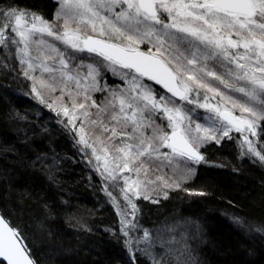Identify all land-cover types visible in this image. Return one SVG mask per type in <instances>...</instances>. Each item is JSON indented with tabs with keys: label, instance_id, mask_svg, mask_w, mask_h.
<instances>
[{
	"label": "snow or ice",
	"instance_id": "6c2138e0",
	"mask_svg": "<svg viewBox=\"0 0 264 264\" xmlns=\"http://www.w3.org/2000/svg\"><path fill=\"white\" fill-rule=\"evenodd\" d=\"M58 3L56 20L63 21L59 26L36 11L15 4L0 8V45H23L18 47L20 62L26 64L29 71L40 68L42 73L58 72L64 82L62 94L70 81L81 88V78L79 73L73 75L69 71L65 53L45 40V36L73 50L96 53L108 62L114 74L126 81L131 77L127 91L136 95L126 97L114 91L113 100L109 102L113 109L115 101L119 105L111 120L117 125L123 122L125 127H132L131 133H118L116 127L111 128L109 141L127 137L115 146L117 155L110 156L107 146H102L98 154L95 143L103 145V141L89 143L83 124L78 142L92 149L96 161L103 162L102 175L106 173L107 178L115 180L117 172L135 173V179L123 177L121 189L133 218L138 208L132 197L149 199L145 194L147 185L155 183L149 178L142 157H162L169 162L171 158L180 157L199 164L205 160L200 151L203 144L211 141L219 144L224 138L232 139L230 133L235 131L243 138L241 147L247 146L249 153L264 160V154L257 151L249 139L250 135L257 136V128L264 122V0H58ZM145 42L152 47L141 51L140 45ZM32 45L38 52L35 57L38 64L32 62ZM48 61L59 67L50 66ZM210 61L214 66H209ZM215 65L223 72L217 71ZM87 68L84 79L90 78V83L83 86L85 101L91 100L86 94L89 88L99 90L96 85L98 70L92 64ZM29 78L35 80L32 76ZM142 78L161 85L171 97L160 95L157 99L154 89ZM55 79L52 75L51 80ZM211 81L228 91H221ZM39 83L55 91L54 84L44 79ZM33 91L43 103L35 85ZM172 97L212 113L213 116L207 118L211 122L207 125L195 123L191 110L176 105ZM90 106L96 107V102L92 100ZM77 109L88 119L85 103L73 101L71 109L67 106L61 109L74 129V121L79 119ZM157 113L166 118L170 132L155 124L152 116ZM92 123L98 124L103 132L109 131L103 121ZM145 127H152L150 137L144 135ZM162 148L170 152H161ZM156 179L164 187L168 186L163 178ZM113 200L115 202V198ZM116 206L120 210L123 233L128 236L136 224L127 220L126 209H121L119 204ZM143 242L149 247L153 244L147 231L143 234ZM126 243L131 245L132 241ZM140 243L138 238L136 244ZM0 261L37 264L20 233L3 218H0ZM153 264L157 262L154 260Z\"/></svg>",
	"mask_w": 264,
	"mask_h": 264
},
{
	"label": "trees",
	"instance_id": "16d2710c",
	"mask_svg": "<svg viewBox=\"0 0 264 264\" xmlns=\"http://www.w3.org/2000/svg\"><path fill=\"white\" fill-rule=\"evenodd\" d=\"M10 4L53 7L50 0H0V8ZM18 69L0 57V213L37 264H264V164L244 154L239 139L201 150L205 160L188 186L199 194L138 204L139 232L153 244L137 245L73 133L31 98ZM169 227L174 235L165 233Z\"/></svg>",
	"mask_w": 264,
	"mask_h": 264
},
{
	"label": "rangeland",
	"instance_id": "374dc122",
	"mask_svg": "<svg viewBox=\"0 0 264 264\" xmlns=\"http://www.w3.org/2000/svg\"><path fill=\"white\" fill-rule=\"evenodd\" d=\"M52 2V9L50 11H36L40 14H42L46 19L52 21L57 26L61 25L63 23L62 20L57 21L56 20V12L59 8L58 0H50ZM6 8V7H2ZM29 10V9H28ZM118 10V9H117ZM32 11V10H31ZM8 35V33H6ZM45 40H47L50 44H53L55 47L59 48L60 51L65 53V59L68 60L69 63V71L75 75L76 73H79V76L81 78V88H77L74 81L67 82L68 87L64 89L63 94L61 93V88H64V82L61 80L59 73H42L40 68H36L34 71H29L27 69L26 64H22L20 62V53L18 51V47H23V45H12L10 43L5 45H0V57L4 59V61L7 62V59L10 63L15 64L19 67L20 72V78L22 79V82H24L26 85V88H29V93L32 99L36 101V103L41 105L43 108L51 111L55 116H57L58 120L61 122H65L67 129L70 130L73 133V136L75 140L77 141V145L80 148V150L84 153V157L86 162L88 163V166L92 170V172H95L98 174L102 182H104V188L108 195V203L113 205L116 213L119 215V219L121 221V215L120 210L117 209V204L120 205L121 209H126V218L128 221L136 224V228L129 230V235L127 237L132 238V240H137L138 238L141 240V243L143 244V234L144 232H139L140 226L137 223L138 220V211L135 214V218H133L131 214V209L127 208L126 202L123 198V193L121 189L124 187L123 177L129 176L133 179L136 178L135 173L132 172H117L115 173L116 179L112 180L110 178H107V174L103 172V162L96 161L95 157L92 155V149L86 148L83 144H80L79 141V129L81 127V124H83L84 131L86 134L87 139L89 140V143H94L98 139L103 141V145L100 143H95V147L99 150L102 146H107L109 149L110 156L114 157L117 155L114 148L115 146H118L121 144L122 140L127 139V137H118L114 140L109 141L108 137L111 135V128L116 127L117 132H132L131 125H128L127 127L124 126V123L121 122L119 125L116 124L115 121L111 120V115L113 111L119 110L118 101H115L116 108L113 109L111 105L109 104L110 101L113 100V92L115 91L117 95H125L126 97L131 95L135 96V93H128V88L130 87V79L126 81L121 78L119 74H114L110 68L108 67V62L104 61L102 57L98 56L96 53H88L87 51L79 52L76 50H73L71 48H68L64 44H62L59 41L54 40L52 37H43ZM18 39V38H17ZM152 46L148 44L147 42L140 45V50L148 51L149 48ZM31 56H32V62L34 64H38L39 61L35 59V57L38 55L37 49L35 45L31 46ZM43 51V49H41ZM48 54V53H45ZM50 66L53 67H59L57 63H53L52 61H48ZM92 64L97 70L98 75H96V85L99 90H96L94 88H89L87 91V95L91 97V100L85 101L84 100V88L83 86L87 83H90V78L88 80H85L84 77L87 76L88 68L87 65ZM209 66H214V62L210 61ZM216 70L219 72H223V69L220 68L218 65H215ZM28 71V75H25V72ZM121 71H127V70H121ZM55 75L56 79L51 80V76ZM29 76H32L35 78V80L30 79ZM40 79H44L45 81H48L51 84L55 85V91H53L49 87H41L39 81ZM143 79V78H142ZM143 82L147 85H150L157 95V99H159L160 95H164L166 97H171V94L163 93L160 90H157L156 87L150 83L147 80L143 79ZM215 86L220 87L221 91L227 92L228 90L224 89L223 86L219 85L216 81H211ZM35 87L40 91L41 96L43 97V103L41 102L40 97L37 96L36 92L33 91V87ZM70 93V95H69ZM233 95H237L232 93ZM194 95V94H193ZM211 95V94H209ZM176 105L182 106L186 111H190V115L193 118V121L195 123H201V124H209L211 121H209L207 118L212 117L213 114L209 113L207 110L203 108L196 107L195 104H188L186 101H178L174 97L171 98ZM94 100L96 102V107H91V101ZM73 101L77 104L79 103H85L86 104V111L89 113L88 119H85L82 115H80V112L82 110L77 109V115L79 116V119H76L74 121L75 129L73 128L72 124H69V117L65 116L62 112V107L67 106L69 109L72 107ZM201 102H203L201 97ZM211 103H216V101H210ZM51 104L52 107H48V105ZM103 110V111H101ZM59 113V114H58ZM147 115V114H146ZM152 119L155 121L156 125H160L161 127H164L166 131H171V129L167 128V120L163 117L162 113H157L152 116ZM92 121H103V124L106 125L109 128L108 132H103L102 128L98 124H93ZM264 122L261 123L263 125ZM261 127V126H260ZM257 128V136H249V139L253 141L254 146L256 147L257 151H261L260 143H258L259 140V129ZM144 135L150 137L152 135V127H145L143 129ZM230 136L233 138H237L238 144H240L241 147V141L242 136L239 133H236L235 131L230 133ZM225 139V138H224ZM222 139V140H224ZM221 140V141H222ZM214 143V141L207 142L203 144L200 148V151L204 149L208 144ZM241 150L244 154L250 155V157L254 158L255 160H259L262 164H264V160H261L258 156L249 153L247 150V146L241 147ZM161 152H170L168 149H160ZM262 154H264L262 152ZM141 161L144 163L145 168L148 169V176L150 179L154 180L155 183L148 184L147 190L145 192L146 195H148L149 199H144L143 196H141L139 199L132 197L134 203H136L137 208L139 207V203L142 201H157L159 199H162L163 197L169 196L173 192H186L189 195L199 194L196 190L193 191L192 189L188 188L189 184L193 181L194 174L197 170V166L200 164L194 163L192 161H188L184 158L175 157L171 158V162L168 160L163 159L162 157L160 159H156L155 156L153 157H142ZM191 169V171H189ZM157 177L163 178V180L167 181L168 186L164 187L162 182L160 180H157ZM141 178H143V174L141 175ZM111 193V196L108 194ZM115 198V202L113 200ZM121 225V223H120ZM183 227V226H182ZM179 228V227H178ZM176 229L173 227H169L165 230V233L167 235H174ZM142 233V234H140ZM151 238V236H150ZM131 240V241H132ZM176 241L170 239L169 242ZM140 243V245H141ZM175 247L180 246V244L175 242ZM176 247V248H178ZM181 248V247H180ZM140 250V249H139ZM138 251V249H137Z\"/></svg>",
	"mask_w": 264,
	"mask_h": 264
},
{
	"label": "water",
	"instance_id": "95a60500",
	"mask_svg": "<svg viewBox=\"0 0 264 264\" xmlns=\"http://www.w3.org/2000/svg\"><path fill=\"white\" fill-rule=\"evenodd\" d=\"M141 51H143V50H141ZM143 79L147 80V78H143ZM148 81H149V80H148ZM149 82L152 83L153 85H155L156 87H160L162 90H164L166 93H168L167 90L164 89L161 85H157V84H155L154 81H149ZM168 94H169V93H168ZM175 98H176V97H175ZM176 99L179 100V98H176ZM179 101H180V100H179ZM0 218H3V219L5 220V222L8 223L9 226L13 228V226H11L10 222H9L7 219H5L1 213H0ZM14 229H15V228H14ZM15 230H16V229H15ZM17 231H18V230H17ZM18 232H19V231H18ZM22 241H23V240H22ZM0 263H2V264H3V263L6 264V262H2V261H0Z\"/></svg>",
	"mask_w": 264,
	"mask_h": 264
},
{
	"label": "bare ground",
	"instance_id": "6f19581e",
	"mask_svg": "<svg viewBox=\"0 0 264 264\" xmlns=\"http://www.w3.org/2000/svg\"><path fill=\"white\" fill-rule=\"evenodd\" d=\"M145 80V79H144ZM148 81V80H147ZM155 86V85H154ZM156 87V86H155ZM157 89L160 88V87H156ZM161 89V88H160ZM162 90V89H161ZM164 91V90H163ZM165 92V91H164ZM166 93V92H165ZM168 94V93H167ZM170 94V93H169ZM175 98V97H174ZM176 99V98H175ZM178 100V99H176ZM179 101V100H178ZM202 153V152H201Z\"/></svg>",
	"mask_w": 264,
	"mask_h": 264
}]
</instances>
